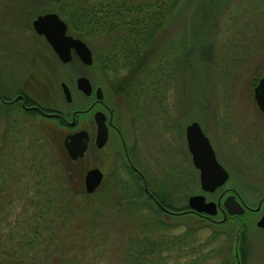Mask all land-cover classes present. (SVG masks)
Segmentation results:
<instances>
[{
	"label": "rangeland",
	"instance_id": "rangeland-1",
	"mask_svg": "<svg viewBox=\"0 0 264 264\" xmlns=\"http://www.w3.org/2000/svg\"><path fill=\"white\" fill-rule=\"evenodd\" d=\"M45 1L47 0H25L20 19L13 25H11L14 23L12 21L5 22L6 28H4L8 29L6 38L1 36L0 38L6 39L4 44L13 39L8 46L14 48L6 54L3 52L0 57V92L3 89L18 90L16 87H19L21 91L31 96L35 95L43 105L48 104L53 108L66 110L72 108V105L71 102L66 103L59 83L63 82L71 86L70 83L76 75H87L92 83L103 86L106 94L105 102L114 107V124L119 127L126 147L133 148L129 153L133 163L144 174V181L156 175L157 183L164 182L167 185L168 175L164 176L163 168L167 167L165 164L168 162L170 167L166 168V172L171 174L178 169L182 171L183 168L194 175L191 186L174 190L175 198L179 199L180 203L185 202L189 194L203 193L197 181L198 171L189 159L190 154L185 146L183 131L184 125L189 124L191 120H197L215 150L217 160L229 170L230 183L237 186L239 163L236 153H239L240 146L244 142L241 134L243 137H247L248 133L251 134L248 137L251 136V140H254L247 144L252 149L259 150L264 144V134L262 135L259 130L264 124V116L260 113L252 95L253 85L262 76L264 70V0H182L176 4L164 28L155 34V40L159 58L164 61L174 54L176 45L180 44L178 56L182 62L179 74L175 77L176 84L173 80L166 92L161 95L166 104H162L164 106L154 104L155 106L149 107L150 112H153L151 117L155 123L151 124L152 130L146 132L148 136L135 130L132 102H129L123 93H115L112 90L111 84L108 83L110 75L99 63L93 60V66L82 67L77 57L73 55L70 61L61 64L45 38L33 32L30 22L36 14L55 11L53 5L50 6L55 3ZM13 6L17 7V5ZM16 10H9V15L16 13ZM63 10L70 15L65 8ZM1 42L3 41L0 40ZM90 43L94 57L96 52L103 53L101 47L104 44L100 39L93 38ZM124 73L121 72L123 76ZM36 75L47 78L41 81ZM6 85L7 87H4ZM70 95L73 106H80L84 102L83 97L74 91L72 86ZM162 112L167 113L168 116L164 119L168 122L162 119ZM78 116V127L84 128L91 134L94 128L92 116L89 113ZM47 120L27 117L26 113L24 115L22 110L15 108H3L0 102V169L2 171H8L10 177L13 175L16 177L21 165L28 166L33 158H42L48 170L47 174L54 170L56 176H63L66 183L69 181L67 187L77 194L86 192L83 187V175L93 166L100 168L103 176L99 187L94 191H98L106 183L108 185L114 183L113 185L118 187L117 181L130 179L129 174H133V171H129L125 164L120 136L112 130L104 146L97 149L89 141L83 155L73 160L67 156L62 144L64 136L73 127L60 125L53 119ZM140 146L143 147L139 149ZM150 149L157 154L155 161L158 163V168L163 165L161 174L157 168H154L157 163L151 159L152 154L155 155L153 151L149 156L147 150ZM248 179L253 183V179L250 177ZM261 192L245 190L242 198L254 204ZM204 194L205 198L210 200H214V196L217 195L211 192ZM205 219L202 220L212 224ZM233 224L234 226L226 225L230 229V241H233V244H228L225 249L226 255L229 256L230 253V256H227L228 264H234L236 251L242 264H264V243H259V239L264 240V232H260L253 224L244 226H239L238 222ZM214 226L212 224V227ZM247 235L258 242L255 248L252 246L254 252L247 246L250 243L246 239ZM238 236L242 237L245 246L240 248L241 251L238 246L234 247ZM106 237L108 245L121 241L115 229L109 231ZM108 251L109 249L104 251L101 258L100 256L94 258V261L99 260L96 264H107L112 259L113 252ZM80 253L77 248L69 251L64 262L80 264L96 254L92 256L87 253L80 256ZM43 264L54 263L46 260Z\"/></svg>",
	"mask_w": 264,
	"mask_h": 264
},
{
	"label": "trees",
	"instance_id": "trees-1",
	"mask_svg": "<svg viewBox=\"0 0 264 264\" xmlns=\"http://www.w3.org/2000/svg\"><path fill=\"white\" fill-rule=\"evenodd\" d=\"M180 1H45L55 3L50 6L63 16L71 33L103 42V53L96 52L93 60L110 75L112 90L132 102L134 128L144 136L155 123L149 107L166 104L161 95L179 74L180 44L169 59L160 60L155 34L164 28ZM24 2L0 0L1 37L6 38V21L13 25L20 19ZM15 9L16 13L9 15V10ZM0 40L1 57L14 46H8L13 39L5 44L6 39ZM3 90L2 98L10 91ZM162 113V119L168 116ZM152 151L147 150L149 156ZM153 153L151 159L156 162L157 154ZM41 159L21 165L16 177L0 169V264H43L46 260L67 264L64 259L76 248L80 256L96 253L80 264H96L99 260L94 258H101L107 249L113 252L107 264H228L225 249L233 241L227 223L212 222V227L202 220L204 214L191 211L186 202L175 198L174 190L191 186L194 175L190 171L182 168L180 173L170 174L166 162L167 185L157 183L155 175L146 178L145 191L140 178L128 173L129 182L117 181L118 187L106 183L98 191L77 194L67 187L69 181L66 183L63 176H56L54 170L47 174ZM154 168L158 169V163ZM113 229L121 241L108 245L106 236Z\"/></svg>",
	"mask_w": 264,
	"mask_h": 264
},
{
	"label": "water",
	"instance_id": "water-1",
	"mask_svg": "<svg viewBox=\"0 0 264 264\" xmlns=\"http://www.w3.org/2000/svg\"><path fill=\"white\" fill-rule=\"evenodd\" d=\"M30 25H32V30L35 34L39 36H44V40L51 46V50L54 51L55 55L58 56L60 62H68L72 59V54H76L79 57L81 63L91 64L92 63V53L87 43L81 40L78 36L70 35L66 33L67 23L59 16L55 11H45L31 19ZM75 83L84 93H89L90 84L87 77L78 76L75 79ZM62 87V95L65 101L71 99L69 93V87L63 82H60ZM252 95L255 98L256 106L262 112H264V73L259 80L253 85ZM100 87L97 88V93L99 94ZM17 97H20L18 95ZM104 115L100 112L94 113V125L95 129V140L94 145L96 148H101L103 144L108 139L107 126L104 124ZM73 120V119H72ZM71 120V122H72ZM184 141H186V149L190 154V161L192 166L198 171L197 181H199L200 191L203 193H193V195H188L185 202L189 206L191 211L206 213L208 215L215 216L217 209L223 212L225 216V211L235 214L241 213L242 207L240 202L234 201L231 195L226 196L223 200V206L220 202L211 201L210 199H205L204 192H214V189L218 186L224 184L227 179L228 171L222 166L219 160L215 156V150H213L208 137L205 135L204 131L200 127V123L197 120H191L189 124L184 125ZM87 140V135L84 130H77L66 135L64 138L63 146L66 149V154L71 159H78L87 149L85 141ZM83 187L87 193L94 191L101 180L103 179L102 172L97 166L90 167L84 172ZM143 179V178H142ZM145 185V190L147 186ZM259 225L264 227V214L259 218ZM239 241L235 240V246L237 247ZM236 251V250H235ZM234 264H242L239 260V254L236 251L234 254Z\"/></svg>",
	"mask_w": 264,
	"mask_h": 264
},
{
	"label": "flooded vegetation",
	"instance_id": "flooded-vegetation-1",
	"mask_svg": "<svg viewBox=\"0 0 264 264\" xmlns=\"http://www.w3.org/2000/svg\"><path fill=\"white\" fill-rule=\"evenodd\" d=\"M67 28H68V26H67ZM67 28H66V33H69L70 35H73V36L80 37L79 35L71 33ZM80 39L84 40L85 43L88 44L89 49H90V46L92 47V44L90 43L91 41H89L90 39L85 40L82 37H80ZM50 48H51V46H50ZM52 52H54V51H52ZM90 53H91V50H90ZM71 54H72V58H73V55H75L77 57L76 59H77L78 63L81 64L82 67L91 66V65L93 66V58H94L93 53H92V63L91 64H85V63L83 64V63H81V61L79 60V57L76 54H74L73 52H71ZM58 60H59V58H58ZM60 63L65 64L67 62H63V63L60 62ZM263 73H264V70H263ZM78 76H80V75H76V77H74V79H72L70 85L72 86V89L74 91H76L79 95H81L83 97L84 102L80 106H77V105L73 106V103L71 101V99H72V95H71V99L69 101H66V103L71 102L70 104L72 105V108H66V110H63L62 108H58V107L53 108V106H50L48 104L43 105L35 95L31 96L25 92H23V94H22L18 90H13V91L10 90L9 92L5 93L3 98L0 97L1 106L3 108L4 107H6V108L11 107L12 109L15 108L16 110H22V113H24V115L26 113L27 117H29V116L30 117L32 116V118L39 117V118H42L43 121H46L47 119H50V120L53 119V120H55V122H59L60 125H63L66 127L67 126L73 127V129L70 132H67V134L72 133V132H76L77 130H84V132L87 135V140L85 141L87 148H88V145L90 142H91V144L93 143V145H94L95 129H96V125H94V121H93L94 113H96L97 111L100 112L101 114L104 115L103 121H104V124H106V126L108 128L107 129L108 138L110 136L111 130L117 136L118 135L120 136L119 141H120V144H122V152L125 156L124 157L125 158L124 159L125 164L127 165L129 171H133L134 174L139 176L138 178H140V182L143 184V180H144L145 176H144V174H142V171H140L138 169L137 165H135L131 159L129 151L132 152V150H131L132 147H129V148L126 147V144L124 143V141L122 139L123 137L121 136L122 134L120 133L119 127H117V125L114 124L115 123V121H114L115 115L113 114V112H114L113 108L114 107L111 106L110 104H108L107 102H105L104 98L106 97V94L103 91V86L100 84L92 83L89 76L83 75L84 77L85 76L87 77L88 82L91 86L89 93H84L80 88H78V86L75 83V79ZM31 77H33V76L31 75ZM36 78L40 79L41 81H45L47 77L36 75ZM36 78H34V80ZM34 80L32 81V83H34ZM59 85H60V83H59ZM71 86L68 85L69 93L71 92ZM99 87H100V91L98 94L97 88H99ZM61 89H62V87H61ZM18 95H20V97H17ZM83 105H85V107H83ZM260 111H261L260 113H262V116H264V112H262V110H260ZM88 113L93 118L92 119V125H94V128L92 129L91 134L88 133L87 131H85L84 128L78 127V123H79V121H78L79 116L78 115L79 114H83V115L85 114L86 115ZM71 120H72V122H71ZM259 130L263 135L264 134V124L261 125V128ZM259 130H258V132H259ZM244 132L246 133L247 130ZM254 134H255V132H254ZM66 135L64 137H66ZM246 135H247V137H243V135L241 134V137L243 138L244 142H242L243 144L240 146V150L238 151L239 153H236V159L239 163L238 164L239 165L238 166L239 174L237 176V179H238L237 180V182H238L237 186L230 183V180H229L230 172H229V170H227V167H225L223 165V167L228 171L229 174H228L227 179L224 182V184L221 186H218L217 188L214 189L213 193L217 194V195L214 196V200H211V201H216V202L218 200L220 202L221 206H223L222 204H223L224 198L226 196L231 195L233 197L232 199L234 201L236 200V201L240 202L243 211L241 213H235V214H232V213L225 211V216H224L223 212L220 210V208H218L215 216L206 215V214H204V215L207 219H209L213 223L218 222V221H222L224 223H227V226H234V224H233L234 222H238L239 226H242V225L244 226L246 224H251V225L253 224V226L255 228H257L258 230H260V232H264V227L262 225H259V223H258L260 220L259 218L261 217L262 214H264V144L262 145V148H260L259 150H256L255 148L252 149L247 143L252 142L254 139L251 140V138H250L251 136L248 137V135H251V134L248 133ZM262 135H260V136H262ZM252 137H254V135H252ZM62 144H63V142H62ZM258 147H260V146L258 145ZM259 159H260V161H258ZM162 167H163V165H161V167L157 169V170H159L160 174L162 173ZM248 177H250V179H253V183L251 180L248 179ZM144 183H145V181H144ZM144 187H145V185H144ZM249 189H251L252 192L262 191L261 193H259V196L257 197L258 200L254 204H252L251 202L244 200L242 198L243 192L245 190H249ZM145 191H148V189ZM246 239L250 241L249 245H247L249 247V250L253 251L252 246L254 247L258 242L254 241L250 235L249 236L247 235ZM238 240L240 241L239 251H241L240 248L242 249L244 242L242 241V238L240 239V236L238 237ZM259 240H260L259 243H264L263 239H259ZM247 243H248V241H247ZM243 248H245V246H243ZM255 255H256V253H255ZM261 257H262V255H261Z\"/></svg>",
	"mask_w": 264,
	"mask_h": 264
}]
</instances>
